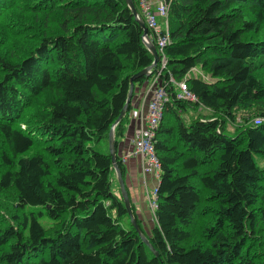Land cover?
Segmentation results:
<instances>
[{
    "label": "trees",
    "instance_id": "obj_1",
    "mask_svg": "<svg viewBox=\"0 0 264 264\" xmlns=\"http://www.w3.org/2000/svg\"><path fill=\"white\" fill-rule=\"evenodd\" d=\"M169 29L162 79L196 100L162 109L148 234L130 202L154 255L122 226L108 141L143 29L124 0H0V264H264V0H172Z\"/></svg>",
    "mask_w": 264,
    "mask_h": 264
},
{
    "label": "built area",
    "instance_id": "obj_2",
    "mask_svg": "<svg viewBox=\"0 0 264 264\" xmlns=\"http://www.w3.org/2000/svg\"><path fill=\"white\" fill-rule=\"evenodd\" d=\"M135 8L148 29V40L157 51L158 62L151 69L148 80L150 97L145 112L142 107L131 114L136 120L132 139V151L122 157L136 156L140 159L142 177H152L158 180L160 162L153 146L154 132L162 117L164 104L171 100V96L182 100H196L195 96L188 90L185 80H176L169 74L168 79H162L167 65V57L164 47L170 43L169 8L172 0H132ZM260 120L256 119L255 123ZM151 212L156 209V190L150 192L145 190Z\"/></svg>",
    "mask_w": 264,
    "mask_h": 264
},
{
    "label": "crops",
    "instance_id": "obj_3",
    "mask_svg": "<svg viewBox=\"0 0 264 264\" xmlns=\"http://www.w3.org/2000/svg\"><path fill=\"white\" fill-rule=\"evenodd\" d=\"M189 76H193V77L198 76L202 79L205 80L207 79L206 75L200 70V68L192 69L189 72ZM148 80L149 79L147 78L146 83H142L141 85L135 84V88L131 98V110L135 111L142 107V112H145L147 102L150 97ZM208 112L209 111L204 110L202 114H209ZM137 121L138 118L134 121L132 120L130 121V123L126 128L124 138L117 145V154L120 159H122L123 156H125L126 154L130 153V151H132L133 132L137 124ZM228 129L231 131L232 130L231 126H229ZM123 164L125 170L124 183L128 193L129 200L134 207V212L136 213L140 221L142 219L143 222L147 223V221L150 220V218H152L154 219V223H155L154 213L151 212L145 195V190L151 189V187L155 184L154 179L150 176L142 177L140 159L136 156H131L126 158L125 160H123ZM148 210L150 215L148 213Z\"/></svg>",
    "mask_w": 264,
    "mask_h": 264
},
{
    "label": "water",
    "instance_id": "obj_4",
    "mask_svg": "<svg viewBox=\"0 0 264 264\" xmlns=\"http://www.w3.org/2000/svg\"><path fill=\"white\" fill-rule=\"evenodd\" d=\"M124 1L127 5L128 9L130 10L131 14L133 15V17L137 21V23L143 29L142 40L144 38L148 40V29L145 26L143 20L140 18L139 14L135 8L134 2L132 0H124ZM143 43H144L146 49L149 51V53L152 56V63L150 66L146 67L145 69L141 70L140 72H138L137 74H135L134 76L131 77L126 102H125L124 107L121 110L118 118L116 119L115 123L113 124L112 128L110 129V132L108 135V138H109L108 141H109V155L111 158L112 167H113V170L115 171V175H116V179H117V183H118V187H119V191H120V196H121L122 201L124 203L128 219L130 220L132 227L135 229V231L137 232V234L141 238L142 242L150 249V251H152L154 253V255H156V253L154 252V249L149 244L148 239L143 235V233L141 232V230L139 229V227L136 224L133 212L130 208V200H129L128 193H127V190L125 187V183H124V180H123L121 173L119 172V169L117 166L116 155H115V145H114V141H113L114 127L120 122V120L122 119L124 114L128 111L129 104H130V101H131V98L133 95V91L135 88L134 87L135 80L139 77H146L147 78L148 76H150L151 75V69L155 68L157 65V62H158V54H157L155 46L149 41L143 40Z\"/></svg>",
    "mask_w": 264,
    "mask_h": 264
},
{
    "label": "rangeland",
    "instance_id": "obj_5",
    "mask_svg": "<svg viewBox=\"0 0 264 264\" xmlns=\"http://www.w3.org/2000/svg\"><path fill=\"white\" fill-rule=\"evenodd\" d=\"M20 42L22 43V41H20ZM262 77L264 78V72L262 73ZM143 83H146V80ZM252 113L253 112H249V115H250V118L251 119L254 117V115ZM235 121H236V124H239L240 123V117H237ZM232 127L235 128L236 126L234 125ZM260 166H264V162H260ZM154 183H155V185H153L154 187L152 186L151 189H148L150 192L156 187L157 179H155ZM112 186H113V191L116 192L117 195H119V192L117 191V188H116V186H118L117 185V182H116V179H115V181H114V183H113ZM148 213H149V210H148ZM149 215H150V213H149ZM121 223H122V226L123 227L128 228V225L130 223V220L128 218H126ZM153 224H154V219H152V218H150V220H148L147 223L146 222H143V220L141 219L140 226L142 228L143 233L144 234H148L149 233V230L153 226Z\"/></svg>",
    "mask_w": 264,
    "mask_h": 264
}]
</instances>
